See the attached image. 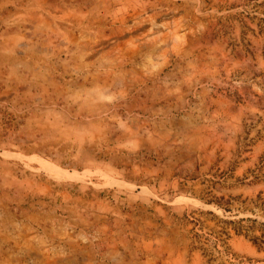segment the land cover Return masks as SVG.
Here are the masks:
<instances>
[{
    "label": "rangeland",
    "instance_id": "374dc122",
    "mask_svg": "<svg viewBox=\"0 0 264 264\" xmlns=\"http://www.w3.org/2000/svg\"><path fill=\"white\" fill-rule=\"evenodd\" d=\"M0 264H264V0H0Z\"/></svg>",
    "mask_w": 264,
    "mask_h": 264
},
{
    "label": "trees",
    "instance_id": "16d2710c",
    "mask_svg": "<svg viewBox=\"0 0 264 264\" xmlns=\"http://www.w3.org/2000/svg\"><path fill=\"white\" fill-rule=\"evenodd\" d=\"M206 203H213L214 205H216L217 207H221L223 208L224 210H228L226 207L227 206H224L222 207L221 204L217 201H211V200H207ZM243 220V218H238L237 220H227L226 222L228 223H231V224H237V227L233 228L236 232H239V230L241 229V225H240V222ZM196 236V235H195Z\"/></svg>",
    "mask_w": 264,
    "mask_h": 264
}]
</instances>
